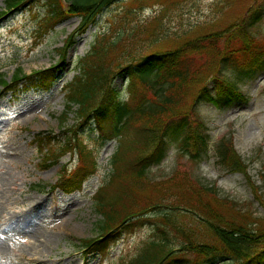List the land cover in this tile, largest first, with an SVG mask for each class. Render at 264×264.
Returning a JSON list of instances; mask_svg holds the SVG:
<instances>
[{
    "label": "trees",
    "instance_id": "obj_1",
    "mask_svg": "<svg viewBox=\"0 0 264 264\" xmlns=\"http://www.w3.org/2000/svg\"><path fill=\"white\" fill-rule=\"evenodd\" d=\"M119 0H5L7 10L0 17L40 5L44 9V35L71 17L80 24L58 49V60L46 69L25 73L16 69L12 80L0 74V97L14 101L31 90H49L65 69L69 50L78 36L97 22L101 12ZM262 4L239 23L189 39L176 48L147 55L128 56L116 49L143 25L133 27L113 41L96 39L84 57L76 60V74L65 85L66 109L60 118L57 136L38 133L34 141L44 167L60 162L64 155L76 158L73 168L63 165L51 189L71 193L95 174L100 164L95 149L84 137L89 126L98 132L101 146L117 140L110 157L105 182L94 195L101 215L98 235L81 239L90 252L105 253L110 243L146 221H152L153 234L133 259L123 264H201L218 259L236 264H264V228H255L252 213L237 214L228 199L219 197L217 187L205 184L187 171L169 180H152L150 167L166 156L171 141L180 139L182 149L198 159L209 145L207 126L198 105L210 102L216 108L249 102V97L232 81L227 70L242 77L264 71V38L258 40L252 28L261 20ZM237 27V28H236ZM176 37V36H172ZM115 60H113L112 59ZM126 73L131 87L127 100L114 85ZM70 113H75L69 124ZM57 144H54L56 138ZM192 149L193 152H192ZM219 162L249 180L255 198L264 206V174L258 185L249 174V165L237 151L231 137H222L217 146ZM183 210L193 222L178 224L174 217ZM204 226L216 242L199 232Z\"/></svg>",
    "mask_w": 264,
    "mask_h": 264
},
{
    "label": "rangeland",
    "instance_id": "obj_2",
    "mask_svg": "<svg viewBox=\"0 0 264 264\" xmlns=\"http://www.w3.org/2000/svg\"><path fill=\"white\" fill-rule=\"evenodd\" d=\"M260 4L264 6V0H119L106 7L97 22L77 37L61 72L62 79L51 90H32L15 103L8 96L0 97V264H123L137 256L153 234L152 221L122 234L110 243L106 253H92L80 246L81 239L98 235L101 215L96 211L94 194L108 177L109 159L117 142L101 146L96 131L88 127L83 135L96 149L100 169L79 189L64 193L50 189V185L58 181L64 164L75 166L76 158L67 154L59 163L44 167L35 135L61 133L60 118L66 104L63 84L73 79L76 60L85 56L96 39L113 41L142 24L143 31L137 39L131 34L117 47L116 54L128 56L142 50L147 55L239 23ZM6 11L5 0H0V12ZM42 18L44 9L40 5L0 17V74L4 73L8 80L17 67L30 73L54 64L58 49L80 22L78 17L69 18L44 35ZM252 33L258 40L264 38V11ZM227 75L250 98L249 102L222 108L210 102L199 104V116L209 135L206 150L197 160L193 159L191 151H183L182 141L174 139L165 158L150 167L149 177L169 180L179 171H187L203 183L217 187L219 197L223 201L228 199L236 214L239 207L242 212L252 213L251 220L257 222L253 226L263 229L264 206L255 198L244 173L231 171L219 162L217 146L222 137H231L249 165L252 179L263 184L264 71L242 77L229 69ZM128 82L126 73L118 75L114 82L124 100L131 89ZM74 118L75 113H70L68 123H73ZM174 220L187 225L193 222V215L179 210ZM199 232L206 240L216 242L204 226H200ZM53 234L54 239L46 241ZM201 264L236 263L218 259Z\"/></svg>",
    "mask_w": 264,
    "mask_h": 264
},
{
    "label": "bare ground",
    "instance_id": "obj_3",
    "mask_svg": "<svg viewBox=\"0 0 264 264\" xmlns=\"http://www.w3.org/2000/svg\"><path fill=\"white\" fill-rule=\"evenodd\" d=\"M54 239V234L50 236V238L46 239V241L50 242Z\"/></svg>",
    "mask_w": 264,
    "mask_h": 264
}]
</instances>
